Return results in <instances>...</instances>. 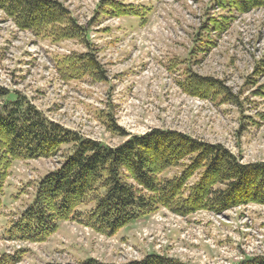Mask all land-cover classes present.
Returning a JSON list of instances; mask_svg holds the SVG:
<instances>
[{"label":"rangeland","instance_id":"374dc122","mask_svg":"<svg viewBox=\"0 0 264 264\" xmlns=\"http://www.w3.org/2000/svg\"><path fill=\"white\" fill-rule=\"evenodd\" d=\"M55 1L88 28L92 48L22 32L0 11V90L9 94L0 97V108L19 93L49 121L111 147L127 140L110 126L115 124L130 136L176 131L222 145L243 164L264 163V6L230 14L218 0H118L138 10L139 18L99 15L102 0ZM213 20L226 22L221 31ZM90 51L105 81L60 77L59 61ZM192 79L215 81L220 94L189 95ZM63 154L13 164L3 194L0 257L24 251L18 264L90 258L125 264L159 254L190 264H237L264 255L259 205L187 218L160 210L114 237L66 222L43 243L7 240L9 222L30 203L33 185L61 165Z\"/></svg>","mask_w":264,"mask_h":264},{"label":"trees","instance_id":"16d2710c","mask_svg":"<svg viewBox=\"0 0 264 264\" xmlns=\"http://www.w3.org/2000/svg\"><path fill=\"white\" fill-rule=\"evenodd\" d=\"M218 6L231 14L261 8L264 0H218ZM0 11L22 32L54 43L75 40L92 48L88 28L79 25L59 1L0 0ZM97 13L141 17L138 10L118 0H102ZM98 18L96 15L94 22ZM225 21L213 20L214 30L221 31ZM95 55L90 51L65 57L58 62L57 72L65 81L85 77L105 81L106 72ZM190 86L186 92L202 99L216 98L220 94L216 90L221 89L211 79H192ZM5 95L9 94L0 90V97ZM14 96L0 108V219L4 187L15 162L52 158L59 153H64V161L33 185L30 203L9 222L4 235L7 240L43 243L66 222L114 237L160 210L187 218L200 212L217 216L248 205L264 206V163L243 164L222 145L176 131L153 129L130 136L115 124L110 126L127 140L111 147L49 121L25 96ZM174 170L178 172L169 176ZM22 254L24 251L4 254L0 264H18ZM68 264L107 263L90 258ZM125 264L190 263L149 254ZM237 264H264V255Z\"/></svg>","mask_w":264,"mask_h":264}]
</instances>
